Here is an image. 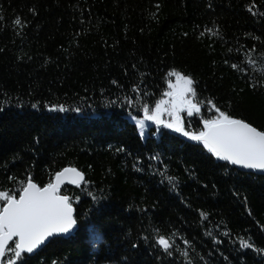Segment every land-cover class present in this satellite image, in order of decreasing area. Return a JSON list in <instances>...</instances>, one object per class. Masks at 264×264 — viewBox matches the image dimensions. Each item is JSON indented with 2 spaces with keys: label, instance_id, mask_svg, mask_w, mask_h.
<instances>
[{
  "label": "trees",
  "instance_id": "trees-1",
  "mask_svg": "<svg viewBox=\"0 0 264 264\" xmlns=\"http://www.w3.org/2000/svg\"><path fill=\"white\" fill-rule=\"evenodd\" d=\"M172 71L201 105L185 130L215 105L264 131V0H0V191L86 178L61 192L78 231L17 264H264V176L138 125Z\"/></svg>",
  "mask_w": 264,
  "mask_h": 264
},
{
  "label": "snow or ice",
  "instance_id": "snow-or-ice-1",
  "mask_svg": "<svg viewBox=\"0 0 264 264\" xmlns=\"http://www.w3.org/2000/svg\"><path fill=\"white\" fill-rule=\"evenodd\" d=\"M15 23L19 25L20 19ZM168 75L175 77V83L168 82L169 90L163 93L166 98L157 101L152 109L147 104L143 106L139 127L143 129L145 121H151L202 143L205 149L221 160L264 171V131L229 116L215 105L212 108L216 115L203 120L202 130H185L181 113L186 112L192 117L201 112V105L195 100L194 81L177 71ZM59 111H65L64 107L61 106ZM66 183L80 187L86 183L84 174L75 167H66L43 187L29 177L20 189L19 198L8 191H0V201L3 202L0 204V262L17 264L24 253L34 252L49 237L69 233L77 226L72 198L61 194V188ZM156 242L165 252L172 247L170 240L163 236H159ZM240 243L244 248L253 246L243 239ZM8 253H12V257L5 262Z\"/></svg>",
  "mask_w": 264,
  "mask_h": 264
},
{
  "label": "water",
  "instance_id": "water-1",
  "mask_svg": "<svg viewBox=\"0 0 264 264\" xmlns=\"http://www.w3.org/2000/svg\"><path fill=\"white\" fill-rule=\"evenodd\" d=\"M229 164H231L229 161H227ZM233 166H235L239 171L241 172H244V173H249V174H254V175H257V176H264V171L262 170H257V169H248V168H244L240 165H234V164H231ZM85 177V176H84ZM86 180V178H85ZM65 187H69V188H77V186L75 185H71V184H64L61 188V192L62 190L65 188ZM74 218H75V213H74ZM78 231V225L72 230L70 231L69 233H66V234H54L53 236L49 237L45 243L43 245H41L39 248H37L36 250H34V252L32 253H27L29 254L30 256H34L36 255L37 253H39L41 250H43L47 245L50 244V242L56 238H70L72 237L76 232ZM0 264H3V262H0Z\"/></svg>",
  "mask_w": 264,
  "mask_h": 264
},
{
  "label": "rangeland",
  "instance_id": "rangeland-1",
  "mask_svg": "<svg viewBox=\"0 0 264 264\" xmlns=\"http://www.w3.org/2000/svg\"><path fill=\"white\" fill-rule=\"evenodd\" d=\"M164 118H165V119H168V117H167V116H165ZM171 130H172V129H171ZM173 131H174V130H173ZM180 134H181V133H180Z\"/></svg>",
  "mask_w": 264,
  "mask_h": 264
},
{
  "label": "bare ground",
  "instance_id": "bare-ground-1",
  "mask_svg": "<svg viewBox=\"0 0 264 264\" xmlns=\"http://www.w3.org/2000/svg\"><path fill=\"white\" fill-rule=\"evenodd\" d=\"M61 238H63V237H61ZM71 238V237H70ZM67 239V238H66Z\"/></svg>",
  "mask_w": 264,
  "mask_h": 264
}]
</instances>
